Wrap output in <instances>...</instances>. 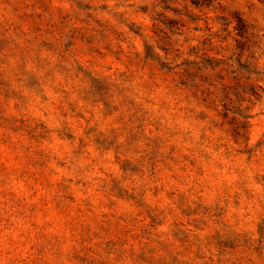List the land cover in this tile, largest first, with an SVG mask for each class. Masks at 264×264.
<instances>
[{"label": "rangeland", "instance_id": "rangeland-1", "mask_svg": "<svg viewBox=\"0 0 264 264\" xmlns=\"http://www.w3.org/2000/svg\"><path fill=\"white\" fill-rule=\"evenodd\" d=\"M107 8L0 0V264H207L197 233L229 209L232 250L254 225L264 256V80L245 58L256 4L152 0L115 24ZM53 72L103 110L50 102ZM138 77L143 103H114L115 81Z\"/></svg>", "mask_w": 264, "mask_h": 264}, {"label": "clouds", "instance_id": "clouds-1", "mask_svg": "<svg viewBox=\"0 0 264 264\" xmlns=\"http://www.w3.org/2000/svg\"><path fill=\"white\" fill-rule=\"evenodd\" d=\"M96 4H107L108 8L106 11L99 12V17L109 23H117V17H123L125 20H129L134 18V14L138 11V6L141 4H151L152 0H94ZM219 4H223L228 8L232 7H243V5L247 2L252 4H256V8L249 14L248 19L250 23H255V28L252 31L258 33L259 35L255 37V41L258 43V48H253L252 51L255 52V57L249 56L247 53L245 54L246 60L251 62L253 68L259 69V77L257 75H251L252 81L259 82V80H264V8H262L259 4H257V0H217ZM140 18L144 19L147 22L146 16H141ZM119 29L122 32L128 33V29L123 27V24H119ZM129 44H136V47L131 49L130 51L126 49L129 55L132 52H140V58L143 59L144 52L140 48L137 40L131 36L129 33ZM147 38V34L146 37ZM156 55L158 57H163V53L156 51ZM155 58V57H154ZM74 72L75 69L73 68ZM71 74V73H70ZM111 76V74H108ZM74 80H67L65 75L62 73L53 72L51 76L46 79L42 77L41 87L44 89V94L48 97L49 101H63V102H74L80 105L78 110H84L89 107H92V110L99 114L101 110H103L104 105L96 102L93 105L84 104L82 100H78L75 91L73 90ZM117 85L124 89L123 97L116 96L113 99L114 103H118L121 99L125 100H135L137 103H143L141 97H143L144 93L140 92V96L137 97L134 95L135 92L140 91V85L143 84L142 81L137 78V81L133 84H121L120 81H115ZM79 87V85H77ZM63 89L64 95H61L59 91L53 92V89ZM131 88L132 92L127 91V89ZM42 107H45L42 105ZM122 142V141H121ZM142 146V145H141ZM94 158L99 159L98 154L93 153ZM102 162V161H101ZM85 161L83 158L76 160V164L80 167H83ZM92 176H99L98 172L93 171L91 173ZM117 179L119 176L117 175ZM134 179V178H133ZM132 184L131 180L125 181V186H129ZM194 199V197H193ZM205 203H209V201H205ZM171 223V220H167L165 226L160 229L161 232H167V225ZM209 227L205 229L204 232L197 233L200 237L198 243L200 245V252L203 254V259L207 262V264H217V261H220V264H264V256H259L257 253L251 251V247L255 246L256 241V229L253 225L251 232L249 235L252 238V244H250L247 248L243 247L241 244H236V250L233 251L231 248V244L233 241L226 240V234L229 232H242L243 229L236 226V223L232 220V210L229 209L227 215L221 217L219 222L213 218L209 221ZM218 233V235L213 238V233ZM229 245V246H226Z\"/></svg>", "mask_w": 264, "mask_h": 264}]
</instances>
